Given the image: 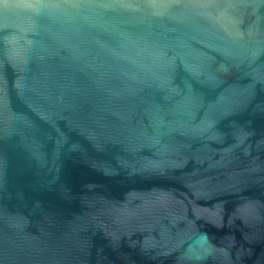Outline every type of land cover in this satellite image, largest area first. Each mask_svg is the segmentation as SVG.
<instances>
[{
    "label": "water",
    "instance_id": "water-1",
    "mask_svg": "<svg viewBox=\"0 0 264 264\" xmlns=\"http://www.w3.org/2000/svg\"><path fill=\"white\" fill-rule=\"evenodd\" d=\"M0 264H264V0H0Z\"/></svg>",
    "mask_w": 264,
    "mask_h": 264
}]
</instances>
